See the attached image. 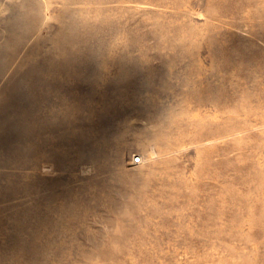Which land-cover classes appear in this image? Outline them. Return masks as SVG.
<instances>
[{"label": "rangeland", "instance_id": "1", "mask_svg": "<svg viewBox=\"0 0 264 264\" xmlns=\"http://www.w3.org/2000/svg\"><path fill=\"white\" fill-rule=\"evenodd\" d=\"M0 264H264V0H0Z\"/></svg>", "mask_w": 264, "mask_h": 264}, {"label": "built area", "instance_id": "2", "mask_svg": "<svg viewBox=\"0 0 264 264\" xmlns=\"http://www.w3.org/2000/svg\"><path fill=\"white\" fill-rule=\"evenodd\" d=\"M140 160H141L140 156H134V157L132 158L131 162H132L133 164H137V163L140 162Z\"/></svg>", "mask_w": 264, "mask_h": 264}]
</instances>
